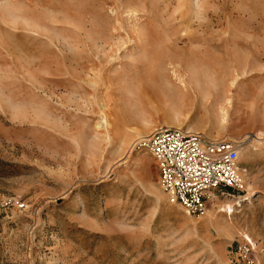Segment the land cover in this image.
<instances>
[{
    "label": "rangeland",
    "instance_id": "obj_1",
    "mask_svg": "<svg viewBox=\"0 0 264 264\" xmlns=\"http://www.w3.org/2000/svg\"><path fill=\"white\" fill-rule=\"evenodd\" d=\"M178 1L0 0V264H264V0ZM161 129L245 190L173 202Z\"/></svg>",
    "mask_w": 264,
    "mask_h": 264
},
{
    "label": "built area",
    "instance_id": "obj_2",
    "mask_svg": "<svg viewBox=\"0 0 264 264\" xmlns=\"http://www.w3.org/2000/svg\"><path fill=\"white\" fill-rule=\"evenodd\" d=\"M154 158L161 186L190 214H204L217 192L245 190L239 145L179 129H161L143 142ZM224 194V193H223Z\"/></svg>",
    "mask_w": 264,
    "mask_h": 264
},
{
    "label": "bare ground",
    "instance_id": "obj_3",
    "mask_svg": "<svg viewBox=\"0 0 264 264\" xmlns=\"http://www.w3.org/2000/svg\"><path fill=\"white\" fill-rule=\"evenodd\" d=\"M178 2H179V4H180L181 8H183V7L186 8V9L189 8L188 4L185 3L186 0H185V1H184V0H179ZM200 8H201V6L199 5L198 9L200 10ZM136 11H137V10H136ZM184 13L186 14V12H184ZM197 14H198V13H197ZM183 16H184V15H182L181 17H183ZM186 39H187V38H186ZM181 40H182V39H181ZM172 42H173V41H172ZM173 45H175V44H173ZM104 126H105V125H104ZM104 126H103V127H104ZM106 126H108V125L106 124ZM106 126H105V127H106ZM98 127H99V128H102V126H98ZM106 128H107V127H106ZM103 129H104V128H103ZM261 134H262V133L259 132L257 135L261 136Z\"/></svg>",
    "mask_w": 264,
    "mask_h": 264
}]
</instances>
